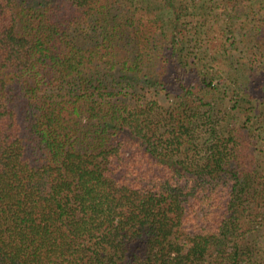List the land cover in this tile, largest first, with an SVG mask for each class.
Masks as SVG:
<instances>
[{"label": "trees", "instance_id": "16d2710c", "mask_svg": "<svg viewBox=\"0 0 264 264\" xmlns=\"http://www.w3.org/2000/svg\"><path fill=\"white\" fill-rule=\"evenodd\" d=\"M0 264H264V0H0Z\"/></svg>", "mask_w": 264, "mask_h": 264}]
</instances>
